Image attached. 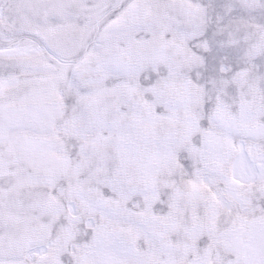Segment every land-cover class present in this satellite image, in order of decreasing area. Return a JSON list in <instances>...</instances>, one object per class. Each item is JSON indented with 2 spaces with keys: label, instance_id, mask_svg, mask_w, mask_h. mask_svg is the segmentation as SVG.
Segmentation results:
<instances>
[{
  "label": "snow or ice",
  "instance_id": "6c2138e0",
  "mask_svg": "<svg viewBox=\"0 0 264 264\" xmlns=\"http://www.w3.org/2000/svg\"><path fill=\"white\" fill-rule=\"evenodd\" d=\"M0 264H264V0H0Z\"/></svg>",
  "mask_w": 264,
  "mask_h": 264
}]
</instances>
